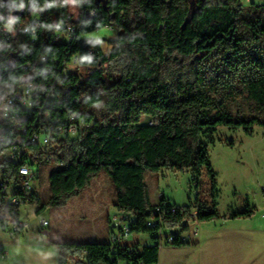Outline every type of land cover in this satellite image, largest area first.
<instances>
[{
	"label": "trees",
	"instance_id": "16d2710c",
	"mask_svg": "<svg viewBox=\"0 0 264 264\" xmlns=\"http://www.w3.org/2000/svg\"><path fill=\"white\" fill-rule=\"evenodd\" d=\"M73 2L80 10L77 20L69 13V0H0V155L39 132L44 122L43 115L38 122L37 104L32 110L16 107L26 116L20 130L15 127L17 121L3 119L4 102L33 83L38 88L36 102L54 121L76 113L87 127L55 151L65 165L51 171L45 204L35 192L16 191L15 196L22 205L38 203L41 214L62 206L105 171L116 191L115 208L135 217L132 234L152 240L150 245H133L132 258L125 259L131 264H158L160 226H147L152 213L158 207L168 213L175 208L176 214L167 220L183 223L191 209L178 207L164 195L153 204L145 174L164 169L191 172L198 181L207 169L215 201L201 204L197 221L220 219L216 202L220 190L210 159L218 129L244 128L249 133L255 126L264 128V4L246 7L241 0ZM29 8L30 14L13 19L14 12ZM31 20L35 22L22 26ZM69 27L75 28L72 39L53 42L57 32ZM112 27L118 35L111 41L110 53L103 50L104 40L85 37ZM41 57L47 62L41 64ZM75 59L77 71L62 75ZM52 89L54 94L48 97ZM98 105L106 114L94 121L84 109ZM144 117L152 123H143ZM28 147L36 152L32 166L51 161L37 144ZM4 167L12 165L4 163ZM5 211L19 222V209ZM254 213L248 207L234 211L228 219H248ZM191 245L176 239L172 247ZM0 248L1 257L5 250ZM59 252V264L76 261L85 252L86 264H118L111 258L114 253L108 242L61 243Z\"/></svg>",
	"mask_w": 264,
	"mask_h": 264
},
{
	"label": "rangeland",
	"instance_id": "374dc122",
	"mask_svg": "<svg viewBox=\"0 0 264 264\" xmlns=\"http://www.w3.org/2000/svg\"><path fill=\"white\" fill-rule=\"evenodd\" d=\"M251 4H264V0H241ZM69 13L78 19L79 8L69 0ZM118 35L116 28H104L85 35L87 39L104 40L103 50L110 53ZM94 121L106 114L102 105L85 108ZM143 123H152L144 117ZM217 142L210 147V159L217 176L220 194L216 198L220 219L200 223L190 220V228L184 236L210 242V249L216 242H222L219 252L211 251L210 264H264V128L255 126L249 133L244 128L220 127L216 134ZM9 153H5L8 155ZM30 182L34 192L42 198V204L49 199V175L55 168L53 160L35 163L32 166ZM145 183L152 203H158L160 195L182 209H199L204 201L214 202L212 179L205 169L201 179L194 180L191 172L162 170L147 172ZM115 188L105 171H102L79 194L67 199L62 206L47 208L38 214V203L23 204L19 208L21 233H14L15 219L11 218L5 231L0 230V245L6 256L0 264H59V244L105 243L109 240V217L119 214L115 208ZM254 208V216L248 219L229 220L234 211ZM47 220L49 235L41 234V222ZM179 228H165L162 231L161 263L166 264V235L179 232ZM197 234L194 235V232ZM238 236L237 248L230 244V238ZM232 236V237H231ZM207 238L210 240L207 241ZM140 239L150 245L148 235L132 237V242ZM216 241V242H215ZM231 246H234L233 248ZM1 249V248H0ZM84 256L76 258L74 264H82ZM184 260V261H183ZM186 260V261H185ZM79 262V263H77ZM187 258L179 259V264L188 263ZM168 264V263H167Z\"/></svg>",
	"mask_w": 264,
	"mask_h": 264
},
{
	"label": "built area",
	"instance_id": "2783aa9c",
	"mask_svg": "<svg viewBox=\"0 0 264 264\" xmlns=\"http://www.w3.org/2000/svg\"><path fill=\"white\" fill-rule=\"evenodd\" d=\"M35 22V20L28 21L22 26L27 28V25ZM7 31L15 35V30L13 28H7ZM75 32L74 27L65 28L54 36L53 42H62L69 41L72 39V33ZM103 46V43H102ZM41 64L47 62L46 57H41ZM78 69V59H75L72 63L66 65L62 70V75L67 76L69 74L75 73ZM54 89L48 94V97L53 96ZM38 98V88L33 83H27L20 89L19 93L16 96L8 98L2 106V115L3 119L6 122L14 123L17 130H20L22 121H25V115H21L16 107L20 106L21 108H26L32 110L35 108L36 104L38 106V122L39 118L43 115L44 122H41L40 127H38L39 132L34 131L25 142L21 141L19 145H14L7 151H4L0 155V230L3 227L9 226V221L11 219L8 212L5 211L7 208L13 209L16 212L21 208L22 203L18 196H15V192H23L25 194H33L34 187L30 182L31 180V170H33L31 165L32 157L36 154L35 151H31L28 145L37 144L39 146V151L45 154L46 159L53 160L55 168H62L65 165L63 159L57 157L54 153L61 147V144L64 142H69L76 139L81 132L87 127L86 121L84 118H80L78 114L72 113L65 118H58L55 121L49 116V112L45 111V107H41V103L36 102ZM48 99V98H47ZM47 102V101H46ZM28 117V116H27ZM20 122V123H19ZM24 132L27 131L26 127H22ZM5 153H9L5 155ZM44 157V159H45ZM5 164H11L10 169H4ZM163 196H160L162 198ZM7 207V208H6ZM177 209L171 208V212L168 213L165 207H158L152 213L151 219L148 220L147 226L156 227L160 226V248L162 247V231L165 228H179V232H171L170 235H166V246L172 247V244L176 239H180L185 242H193V238L184 236L183 232H186L190 228V220L197 222L198 219V209L190 210L187 213V216L183 223L170 222L167 220L168 215H175ZM135 219L132 215L128 213L120 212L117 215H114L110 218V231H109V240L108 243L111 246L112 252L114 253L111 258L114 261H117L118 264H131L126 257L132 258L133 248L132 246L135 243L132 242V237L142 236L132 234L131 224ZM23 225L20 223H15L14 233H21V228ZM185 226H188L187 229ZM50 227V222L47 220H42L41 222V234L49 235L47 228ZM197 234V231L194 232V235ZM86 255L83 254L84 260L82 264H86ZM0 258L2 260L5 258V255H2ZM124 258V259H123ZM65 264H74V262H68Z\"/></svg>",
	"mask_w": 264,
	"mask_h": 264
},
{
	"label": "crops",
	"instance_id": "0c3cea01",
	"mask_svg": "<svg viewBox=\"0 0 264 264\" xmlns=\"http://www.w3.org/2000/svg\"><path fill=\"white\" fill-rule=\"evenodd\" d=\"M115 203H114V206H115ZM153 204H157V202L156 203L154 202ZM110 218L111 217H109V220H110ZM230 239H231V241L227 242L226 246L230 247V244L234 245L236 248L238 246H241L240 245L241 244L240 239L238 236L234 235ZM208 240H210V238H207V241ZM133 243L148 245V244L144 243L143 241H141L140 239H136ZM234 246H231V247L233 248ZM0 247H2V246L0 245ZM221 247H222V242H220V243L216 242L215 248L210 249V242L209 243L207 242L205 244L202 243V245H201L200 240L194 239L191 246H186V247H182V248H173V247L168 248L166 250V254H165V258L167 257L166 264L167 263L168 264H179V259L182 260L184 258H187V260L189 261L188 263H184V264H210L211 251H213L214 253L219 252L222 249ZM5 256H6V253H5ZM160 263H161V251H160V257H159L158 264H160Z\"/></svg>",
	"mask_w": 264,
	"mask_h": 264
},
{
	"label": "water",
	"instance_id": "95a60500",
	"mask_svg": "<svg viewBox=\"0 0 264 264\" xmlns=\"http://www.w3.org/2000/svg\"><path fill=\"white\" fill-rule=\"evenodd\" d=\"M26 13L30 14L31 13V8H29L27 12H24V11H16V12H14L13 13V19L16 20L19 17H24Z\"/></svg>",
	"mask_w": 264,
	"mask_h": 264
},
{
	"label": "bare ground",
	"instance_id": "6f19581e",
	"mask_svg": "<svg viewBox=\"0 0 264 264\" xmlns=\"http://www.w3.org/2000/svg\"><path fill=\"white\" fill-rule=\"evenodd\" d=\"M31 175H32V170H31Z\"/></svg>",
	"mask_w": 264,
	"mask_h": 264
}]
</instances>
